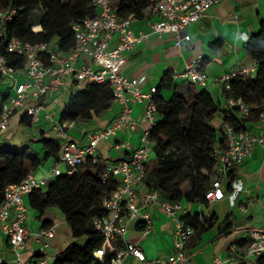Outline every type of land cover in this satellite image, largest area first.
I'll list each match as a JSON object with an SVG mask.
<instances>
[{
    "label": "built area",
    "instance_id": "built-area-1",
    "mask_svg": "<svg viewBox=\"0 0 264 264\" xmlns=\"http://www.w3.org/2000/svg\"><path fill=\"white\" fill-rule=\"evenodd\" d=\"M222 0H149L147 10L150 13L151 33H171L175 37L176 45L183 46L192 38L187 28L199 22L206 16L208 10ZM98 13L86 17L73 24L77 45L70 51L60 47L58 40L32 43L23 41L17 36H8V25L14 19L17 10L8 7L0 10V83L9 82L7 100L3 104L0 115V132L9 128L13 115L19 113L39 121L44 117L52 119L47 109L55 92L60 89L68 77L84 83H108L115 99L122 104L120 114L103 128H96L89 132L86 143H79L72 139L67 131V122L56 121L52 130L55 136L62 140V152L56 165L44 178H36L32 172L20 183L9 184L5 188L4 200L0 206V230L7 236L9 245L16 255V261L22 264H49L46 251L50 246L48 239L55 236V228L41 229L35 236L42 255L28 263H23L21 251L28 246L31 233L27 226L29 205L26 197L37 189H45L48 179L60 174L68 175L78 171L79 166L85 164L89 158L98 161L97 149L101 141L109 140L121 128L134 130L137 127L131 113L130 102L147 101L145 114L149 126L144 129L140 145L135 148L129 158L108 159L103 171V182L110 179L117 181V186L103 200L105 213L93 220L95 228L104 236V242L93 255L104 260L106 254L114 252L111 264H125L130 256H134L140 264H150V260L139 241L127 239L129 223L139 219L143 225V234L147 235L153 228L152 210L157 207L165 214L174 216L176 227L174 231V252L165 264H193L192 255L187 247L191 237L196 233L194 226L188 224L185 218H178L177 212L182 208V200H166L161 197L158 189L147 188L140 190V184L146 180L150 154L153 151V141L150 133L157 124L158 108L156 104L157 86L150 92L142 90L146 79L144 74L136 77L127 75L124 66L127 62L126 54L133 52L140 41L149 36L148 32L136 35L132 24L133 14L120 17L117 5L113 0H95ZM39 27L38 29L36 27ZM35 32L42 30L41 25L33 26ZM118 36L117 42L112 41ZM249 38L246 37V41ZM20 56L22 66L16 68L11 64L8 54ZM89 57L91 62L81 61ZM204 57L197 56L186 63L181 76L197 85L205 86L208 73L204 68ZM257 72V62L242 65L230 73L217 77V82L230 88V81L237 77L254 78ZM228 104L238 110L240 118L245 119L250 114V106L242 98H229ZM259 121L261 130L256 133L247 126L236 130L234 126L223 120L219 129L226 135L227 146H217L213 152L216 159L215 171L211 177V184L206 191L209 203L223 200L226 197L234 202L236 195L243 189L241 181L231 179L233 168L251 156L255 145L264 148V110ZM65 162L66 170L60 164ZM225 180L230 182L232 191L228 195L224 188ZM250 242L244 250L249 260H256L264 256V228L250 230ZM239 245H232V252L237 253ZM0 264L4 259L0 254Z\"/></svg>",
    "mask_w": 264,
    "mask_h": 264
},
{
    "label": "trees",
    "instance_id": "trees-1",
    "mask_svg": "<svg viewBox=\"0 0 264 264\" xmlns=\"http://www.w3.org/2000/svg\"><path fill=\"white\" fill-rule=\"evenodd\" d=\"M116 1L120 17L133 14L135 18H143L149 5V0ZM8 7L17 10L8 25L9 37L17 36L32 43L58 40L60 47L66 52L77 45L73 24L98 13L95 0H0V10ZM39 9L42 10L41 21L32 23L31 14ZM35 25H41L42 30L35 32ZM222 45V39H218L216 48ZM244 48L257 62L256 76L234 78L230 81V88L221 84L226 107H222L221 101L215 100L204 86L195 83H191L189 95L185 97L177 91L174 78L169 74L157 87L158 121L150 133L157 163L147 174L146 181L149 188L159 190L163 199L175 201L186 198L191 202L210 205L206 191L210 187L217 164L213 152L217 146H227L226 135L213 124L215 115L222 111L224 121L231 123L236 130L245 129L250 123L259 121L264 110V20L261 21L259 30L246 41ZM8 55L12 65L16 68L22 66L20 56L11 53ZM206 62L205 59L204 66ZM162 88L173 89L169 100L162 97ZM231 97L242 98L250 106L247 118H240L238 110L228 104ZM6 100L7 92L0 83V115ZM114 101L116 99L108 83H87L83 89L71 93L67 104L60 111L59 121L74 123L101 117L112 107ZM190 101L194 102V108L190 124L187 126L183 118ZM20 122L28 126L33 123L32 119L25 115H21ZM34 143L41 144L45 151L44 156L33 151ZM61 148L60 138L44 134L38 140L31 138L20 146L9 142L1 143L0 206L4 200L5 188L9 184L20 183L29 172L50 158L58 160ZM98 158L97 162L89 158L73 174L63 173L56 176L47 183L45 189H37L25 198L30 211L39 217L51 207L60 209L66 215L70 233L75 241L60 251L51 264L112 262V251L106 254L104 260L93 255L104 242V236L95 228L93 220L105 213L103 200L110 196L117 186V181L113 179L103 182L107 159L99 156ZM230 176L234 179L233 170ZM184 218L197 232L202 227H212L215 217L206 219L196 213L188 214ZM51 225V221L44 224L45 227ZM249 242L243 246L244 250ZM40 257L42 255L38 254L36 258ZM254 264H264V256L258 257Z\"/></svg>",
    "mask_w": 264,
    "mask_h": 264
},
{
    "label": "crops",
    "instance_id": "crops-1",
    "mask_svg": "<svg viewBox=\"0 0 264 264\" xmlns=\"http://www.w3.org/2000/svg\"><path fill=\"white\" fill-rule=\"evenodd\" d=\"M113 3L117 5L116 0H113ZM150 17L149 11L146 10L143 18H135L133 21L132 29L136 35L148 32L149 36L143 38L133 52L126 54L125 73L131 77L144 74L146 76L142 84L144 92H150L153 86L160 85L166 75H172L177 91L188 97L191 82L185 80L181 72L187 62L197 56H203L207 60L204 68L208 73V81L204 88L215 100L221 101L222 107H226L221 83L217 82L216 78L242 65L254 63L244 46L246 37L249 38L256 33L261 21L264 20V0H222L212 6L199 22L187 28L192 39L185 42L183 46L176 45L175 37L171 33H151ZM218 39H222L223 45L216 48ZM117 40L118 36L114 38L112 44L114 45ZM81 61L91 62V59L84 57ZM86 85L87 83L76 82L72 77H68L47 106L52 119L45 118L43 113L39 121L28 126L20 122L21 114L16 113L11 119L9 128L0 132V144L9 142L20 146L31 138L38 140L42 134L55 136L52 126L59 121L58 110L61 111L64 108L73 91L83 89ZM160 93L165 100H169L173 95V89L162 88ZM146 104V100L130 102L131 115L137 120V127L132 131L121 128L109 140L101 141L97 149L99 157L106 159L130 157L131 152L140 145L144 129L149 126L145 114ZM193 108L194 102L190 101L183 118L187 126L190 124ZM121 110L122 104L116 100L103 116L68 123L67 131L72 139L81 144L86 143L90 131L108 125ZM223 120V112L220 111L215 115L213 124L219 128ZM261 126L260 121L249 124L252 131L256 133L261 130ZM33 151L40 156L45 154L40 143H34ZM56 162L57 160L53 158L48 159L32 171L33 175L36 178L48 176ZM154 166V162H147L148 174ZM60 167L66 170L67 165L64 168L61 165ZM233 171L234 179L243 184V189L236 195L233 203L229 197L210 205L182 199L183 206L176 214L178 218L196 213L206 219L215 217L212 227L200 228L190 239L187 250L192 255L193 264H254L255 262L245 257L243 246L250 241L252 228H264V148L261 145H255L252 155L237 164ZM50 180L48 179L47 183ZM229 185L230 182L225 180L224 188L228 195L232 191V186ZM139 187L141 191L149 188L146 180ZM152 220L153 228L147 235L143 234V225L140 220H132L129 223L127 239L140 242L150 264H165L164 261L174 252L173 234L176 220L174 216L165 214L157 207L152 210ZM47 221H51V226L55 228V236L48 239L50 246L45 253L49 264L53 263L56 255L69 243L75 241L70 233L66 215L60 209L48 208L41 217L30 211L27 226L31 237L28 246L21 251L23 263L35 260L40 254L35 236L41 229L48 228L44 226ZM233 244L239 245L237 253L232 252ZM0 254L4 264H22L15 260L16 255L9 245L7 236L1 230ZM125 264H140V261L130 256Z\"/></svg>",
    "mask_w": 264,
    "mask_h": 264
},
{
    "label": "rangeland",
    "instance_id": "rangeland-1",
    "mask_svg": "<svg viewBox=\"0 0 264 264\" xmlns=\"http://www.w3.org/2000/svg\"><path fill=\"white\" fill-rule=\"evenodd\" d=\"M114 1H115V0H114ZM41 18H42V10H40V9L34 11V12L31 14V22H32V23H35V24L40 23ZM9 85H10L9 82L1 83V86H2V88H3L5 91L7 90V88L9 87ZM59 114H60V110H58V115H57L58 117H59ZM149 162H150V163L154 162L155 164L157 163V161H156V154H155L154 151H152L151 154H150ZM60 165L62 166V168H64V166H66V163H65V162H62ZM185 187H186V186L184 185V188H185Z\"/></svg>",
    "mask_w": 264,
    "mask_h": 264
},
{
    "label": "bare ground",
    "instance_id": "bare-ground-1",
    "mask_svg": "<svg viewBox=\"0 0 264 264\" xmlns=\"http://www.w3.org/2000/svg\"><path fill=\"white\" fill-rule=\"evenodd\" d=\"M36 28L38 29L39 27L37 26Z\"/></svg>",
    "mask_w": 264,
    "mask_h": 264
}]
</instances>
